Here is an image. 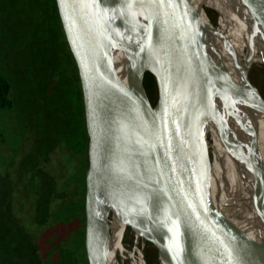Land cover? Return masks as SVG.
<instances>
[{"label":"water","instance_id":"obj_1","mask_svg":"<svg viewBox=\"0 0 264 264\" xmlns=\"http://www.w3.org/2000/svg\"><path fill=\"white\" fill-rule=\"evenodd\" d=\"M242 2L250 15L264 13V0ZM53 4L76 70L86 136L83 263L106 264L101 227L106 216L100 196L109 192L115 179L122 188L124 214L145 233L157 258L167 264H233L216 238L218 214L204 195L203 181L199 189L194 186L200 150L196 135L204 113L214 116V108L205 77L202 27L189 0H111L106 41L112 39L126 54L132 77L128 106L118 95L106 41L100 47L93 31L87 0ZM130 6L136 11L135 21ZM154 25L167 36L177 60L169 82L155 77L152 106L141 64L145 61L150 69L147 44ZM121 127L140 145L153 179L121 164Z\"/></svg>","mask_w":264,"mask_h":264},{"label":"rangeland","instance_id":"obj_2","mask_svg":"<svg viewBox=\"0 0 264 264\" xmlns=\"http://www.w3.org/2000/svg\"><path fill=\"white\" fill-rule=\"evenodd\" d=\"M191 3L202 21L204 34H207L209 29L217 26L215 10L208 0H191ZM141 65L147 68L145 61ZM263 69L254 67L248 73L256 99L259 98L256 91L264 99ZM0 73L10 85L12 104L9 111L0 112V131L4 136V141H0V264H84V189L80 205L76 203L74 190L80 167L83 166L85 171L86 158L82 166L79 157H70L66 161L63 148H58L57 142L63 126L69 127L72 122H78L84 129L82 105L76 70L60 32L53 0H0ZM208 95L213 106L216 99L214 79L209 81ZM120 137L134 157L137 152L134 136L121 127ZM198 139L204 156L201 166L211 178L215 170L213 116L206 112ZM40 141L46 143L48 153L35 170L36 174L39 171L44 173L46 189L41 191V202L36 193L31 195L33 200L39 198L35 211L40 214L36 215L41 219V214L46 210L58 211L63 203L71 206L63 220L55 216L49 220V226L36 224L38 229L33 228L35 234L32 231L29 235L26 225L31 220L33 204L27 201V175L18 166V159L33 142ZM67 142L68 146L73 147L77 137H70ZM17 148L20 153L14 154ZM67 152L73 154L71 150ZM262 172L264 161L261 163V176ZM261 178L264 186V174ZM253 188L254 179L251 177L234 184L228 197L232 207L240 198L250 200L247 211V225L250 228ZM260 197L264 200V187ZM100 201L106 216L101 221L104 251L115 228L119 206L110 192L102 191ZM244 206L242 201L240 207ZM254 215L260 233L263 227L260 201ZM78 236L75 243L74 238ZM145 239L147 237L141 228L127 217L120 245L111 264H148L147 260L149 264H164Z\"/></svg>","mask_w":264,"mask_h":264},{"label":"bare ground","instance_id":"obj_3","mask_svg":"<svg viewBox=\"0 0 264 264\" xmlns=\"http://www.w3.org/2000/svg\"><path fill=\"white\" fill-rule=\"evenodd\" d=\"M208 2L218 18L217 26L209 29L207 34H204L200 23L207 57L205 73L207 89L209 81L214 79L216 97L213 103L215 170L211 178L203 170L201 164L204 156L202 147L198 143L200 150L194 168V186L199 189L203 181L204 195L218 214L216 238L224 248L228 259L233 264H264V200L260 197L264 187L261 178L264 174L262 172L261 176V163L264 161V101L257 91L256 95L259 98L254 97V87L248 79V73L252 68H264V13L250 15L242 0H208ZM110 3L111 0H87L92 28L100 47L107 38ZM189 3L192 7L191 0ZM129 11L132 20L135 21V9L130 6ZM196 17L202 22L199 16ZM166 18L168 19L167 16ZM105 44L108 49L109 68L118 95L127 106L132 105V77L126 54L119 44H114L118 55L115 58L110 39ZM147 45L150 69L144 71L151 70L154 79L159 75L169 82L168 75L176 74L173 62L177 60V54L158 26H153ZM198 136L199 133L196 135L197 139ZM120 141L121 164L131 171L140 170L144 177L153 179L151 167L140 145L137 143V152L133 157L121 137ZM142 175L140 174L141 177ZM251 177L254 179V190L250 228L247 225L250 200L240 198L232 207V201H229L228 197L234 184L247 181ZM121 191L122 188L114 179L109 192L119 206V210L115 228L103 251L106 264H111L113 261L127 222V216L123 212V199L122 201L120 199ZM242 201L245 203L243 208L240 207ZM259 201L263 219L260 233L254 215ZM157 212L163 213L161 209ZM171 251L173 253V250L169 249V253ZM162 262L167 264L164 260Z\"/></svg>","mask_w":264,"mask_h":264},{"label":"trees","instance_id":"obj_4","mask_svg":"<svg viewBox=\"0 0 264 264\" xmlns=\"http://www.w3.org/2000/svg\"><path fill=\"white\" fill-rule=\"evenodd\" d=\"M111 42V50L115 58H117V51L114 47L113 40L110 39ZM144 70L147 68L144 67ZM144 76V81H145V87H146V95L149 99L150 104L153 106L155 103V90L153 84L155 83V79L153 75L148 72L144 71L143 72ZM9 91H10V85L6 78L1 75L0 73V112H7L11 109L12 104H11V99L9 97ZM80 108V105H79ZM68 124V123H67ZM53 128H51L50 131H52ZM23 131L25 132L26 129L23 128ZM23 132V133H24ZM76 136L77 137V143L73 146L70 147L68 146V140L70 137ZM22 139V138H21ZM0 141H4V136L3 133L0 131ZM21 142V141H20ZM58 142V148L62 146L63 148V153H64V159L66 161L69 160L70 157H79L82 166V161L85 158V148H86V137L84 133V129L82 128V124H79L78 122H72L69 127L63 126L61 133L59 134L57 138ZM62 148H60L62 150ZM66 148V149H65ZM72 151L73 154H70L67 151ZM19 149H15L14 154H19L18 152ZM47 152V146L45 142H33L30 146L29 149H27L24 154L22 155L21 158L18 159V166L21 167L26 175H27V185H26V191H27V201L28 203L33 204V211H31V220L27 222L26 225V231L29 233V235L34 233V229H38L37 225H40L43 223V225L49 226V220L54 218L55 216L58 218V220H63L64 214L67 212L68 208L71 206L69 203H63L62 206L58 209V211L55 212H50L44 211L41 216L42 218L40 219L38 215L40 212L35 211V203L39 201L41 202V191H45L46 189L44 188V181H43V176L45 177L44 173L39 171L37 174L35 173V170H37V165L39 162L46 157ZM74 159V158H73ZM82 174H84V169L83 166L82 168L80 167L79 172L77 174V181H76V189L74 190L75 196H76V203L77 205H80L82 202V191H83V178ZM34 193L37 194V197L39 198H34L32 199L31 195ZM66 201V200H65ZM31 204V205H32ZM36 213L38 215H36ZM34 228V229H33ZM30 229V231H29ZM26 231L24 232V235L26 236ZM35 234V233H34ZM33 239V238H32ZM31 239V240H32ZM79 236L74 238L75 243L78 241ZM120 245V244H119ZM152 250V249H151ZM147 263L149 264V261L147 260Z\"/></svg>","mask_w":264,"mask_h":264}]
</instances>
